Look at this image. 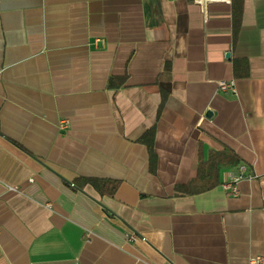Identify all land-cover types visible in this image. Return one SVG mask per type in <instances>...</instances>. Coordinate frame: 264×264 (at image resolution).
I'll return each instance as SVG.
<instances>
[{"label": "crops", "instance_id": "0c3cea01", "mask_svg": "<svg viewBox=\"0 0 264 264\" xmlns=\"http://www.w3.org/2000/svg\"><path fill=\"white\" fill-rule=\"evenodd\" d=\"M234 58L248 60V76L234 75ZM200 148L231 149L239 162L220 166L211 189L178 195ZM239 168L234 194L224 184ZM82 177L116 181V191L80 189ZM256 255L264 0H243L234 45L230 0H0V264Z\"/></svg>", "mask_w": 264, "mask_h": 264}, {"label": "trees", "instance_id": "16d2710c", "mask_svg": "<svg viewBox=\"0 0 264 264\" xmlns=\"http://www.w3.org/2000/svg\"><path fill=\"white\" fill-rule=\"evenodd\" d=\"M243 0H230V18L232 43L235 44L241 27ZM233 72L236 77H246L249 74V64L246 58H234L232 61ZM152 130H149L143 138L151 148ZM147 138V139H146ZM239 162L238 155L231 149L210 150L205 156L201 148L198 152V164L195 176L187 184L178 185L176 194L187 195L206 191L219 183L218 174L220 166L234 165ZM117 182L107 179L82 177L76 180L75 186L82 189L89 185L99 194L113 195L117 188Z\"/></svg>", "mask_w": 264, "mask_h": 264}, {"label": "built area", "instance_id": "2783aa9c", "mask_svg": "<svg viewBox=\"0 0 264 264\" xmlns=\"http://www.w3.org/2000/svg\"><path fill=\"white\" fill-rule=\"evenodd\" d=\"M199 1L202 2V4H203V3H206L207 1H220V0H199ZM97 40H99V39H95V41H97ZM218 88L222 92L235 93V82H234V80H228V81L227 80H220L218 82ZM62 124H64V123H62ZM244 176H245L244 168H239V172L232 177V180L230 182H227L224 184L225 189L236 194L237 189L235 186V182H237L238 180H240ZM127 236H128V239H134L135 238L134 234L131 232H128ZM244 264H264V255L252 256Z\"/></svg>", "mask_w": 264, "mask_h": 264}, {"label": "water", "instance_id": "95a60500", "mask_svg": "<svg viewBox=\"0 0 264 264\" xmlns=\"http://www.w3.org/2000/svg\"><path fill=\"white\" fill-rule=\"evenodd\" d=\"M227 55H228V53H227Z\"/></svg>", "mask_w": 264, "mask_h": 264}]
</instances>
